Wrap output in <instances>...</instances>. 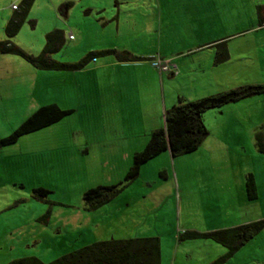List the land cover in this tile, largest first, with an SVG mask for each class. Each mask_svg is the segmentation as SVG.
Wrapping results in <instances>:
<instances>
[{"label": "rangeland", "instance_id": "374dc122", "mask_svg": "<svg viewBox=\"0 0 264 264\" xmlns=\"http://www.w3.org/2000/svg\"><path fill=\"white\" fill-rule=\"evenodd\" d=\"M67 2L72 6L66 14L61 6ZM20 4L0 0V41L8 39L6 27L17 12L13 5ZM259 8L264 0H34L11 40L38 56L46 35L62 30L64 43L51 57L68 64L105 50L155 52L159 42L165 53L213 43L181 65L187 70L195 60L204 69L203 98L264 84ZM218 43L229 53L220 65ZM162 59L176 62L179 74L176 59ZM114 61L108 55L83 70L44 71L21 56L0 54V138L43 106L73 110L0 150V264L26 257L49 263L98 241L144 237L160 238L163 264H264V230L225 260L228 248L215 240L183 238L185 232L205 234L264 219V154L255 142L264 127V95L206 111L208 135L197 151L176 158L163 152L127 182L134 153L152 133L145 126L159 118H149L156 110L139 103L114 104L116 81L121 88L129 82L114 68L96 70ZM125 97L130 104L138 99ZM249 174L256 181L255 200L245 191ZM115 184L124 186L118 196L88 209V190ZM38 188L49 192L38 198Z\"/></svg>", "mask_w": 264, "mask_h": 264}, {"label": "trees", "instance_id": "16d2710c", "mask_svg": "<svg viewBox=\"0 0 264 264\" xmlns=\"http://www.w3.org/2000/svg\"><path fill=\"white\" fill-rule=\"evenodd\" d=\"M34 0H21L16 9L15 17L8 23L6 34L8 39L0 41V54L18 55L32 64L34 67L44 71H79L98 57L113 55L119 62L138 61L139 58L128 52L117 50H105L92 52L86 55L77 63H61L51 56L56 53L64 43V32L54 30L46 35V43L42 53L32 56L20 49L12 38L19 32L21 25L26 20L28 13L33 6ZM72 3L67 2L61 6V12H67ZM260 14L264 8H259ZM264 23V17H261ZM216 46L219 51L216 53L215 64L229 59V53L223 49L224 43ZM264 95V84L244 85L217 94L203 97L194 101L180 99L178 104L169 108L165 113V126L156 129L151 133L150 139L145 148L137 151L133 156V164L126 176L127 182H133L139 178L144 164L154 159L163 152L170 151L172 158L193 153L199 149L208 135V129L203 121V113L208 110L219 108L231 103ZM73 110L62 109L58 105H47L41 107L30 116L9 136L0 138V150L13 145L27 134L49 127L58 123ZM256 149L258 153L264 154V127L255 133ZM124 186L121 184L98 186L88 190L84 194V200L89 210H97L118 196ZM245 191L248 200L258 198L256 181L253 174L246 178ZM49 191L43 188L35 190L38 198L45 197ZM264 230V219L218 230L210 233L185 232L183 238H211L228 248L225 258L231 257L240 247L253 239ZM221 261H217L218 264ZM9 264H163L162 248L159 237L129 238L123 240L98 241L92 245L81 248L72 253L66 254L59 259L45 263L37 257H26L11 261Z\"/></svg>", "mask_w": 264, "mask_h": 264}, {"label": "crops", "instance_id": "0c3cea01", "mask_svg": "<svg viewBox=\"0 0 264 264\" xmlns=\"http://www.w3.org/2000/svg\"><path fill=\"white\" fill-rule=\"evenodd\" d=\"M214 45L215 44L213 43H207L199 45L196 48L193 47L186 50H182L183 48H185L183 47L181 48V52L178 53H165L163 52L161 43L159 42L157 49H154L155 52L144 51V55L137 53V51L133 52L132 49H130V52L128 51V53L139 58L138 61L108 62L107 65L110 64V66L103 65L96 70L114 68L115 71H118L116 73H120L122 79L126 80V84H128L127 82H129V85H124L125 87L121 88L119 82L116 81L114 87L112 88L114 89L112 90L114 91L113 95H111V99H114L115 105H119L117 100H121V104L130 107L134 106V104L136 103H139V107H149L156 110L155 117H151L149 115V118H159L157 123L153 124L151 128L145 126L146 132H153L155 131L157 126H160V128L165 126L166 111L174 105L178 104L180 99L186 101H194L200 99L201 92L199 91L202 89L201 82L203 81L202 76L205 75L203 73L204 69L203 71L201 68L198 69L199 63H197L195 60H191L190 65L187 67V70L185 69V67L182 68L181 65H184L183 60L186 59V57L192 56L196 54L197 51L205 48L212 49ZM156 56L167 59H176L180 66L179 74H159L157 71L158 69L153 65V62L148 61L150 58ZM196 73H198L199 75L198 78L194 77ZM193 81H196L197 83H192ZM127 93H130V95H132V97L134 98H138L137 102L130 104V98L128 97V99H126L125 97ZM143 118L145 117L143 116ZM166 152L170 153V151Z\"/></svg>", "mask_w": 264, "mask_h": 264}, {"label": "built area", "instance_id": "2783aa9c", "mask_svg": "<svg viewBox=\"0 0 264 264\" xmlns=\"http://www.w3.org/2000/svg\"><path fill=\"white\" fill-rule=\"evenodd\" d=\"M14 9H17L16 5H13ZM70 38H72V35H70ZM153 65L160 71L164 73L169 74H177L178 73V65L176 62H172L170 60H164V59H157L153 61Z\"/></svg>", "mask_w": 264, "mask_h": 264}]
</instances>
